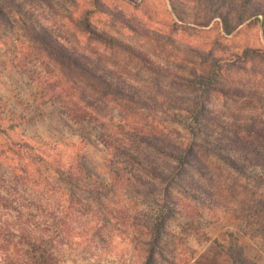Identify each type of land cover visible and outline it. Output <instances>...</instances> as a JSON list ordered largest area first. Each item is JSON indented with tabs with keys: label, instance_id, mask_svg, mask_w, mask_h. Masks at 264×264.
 Segmentation results:
<instances>
[{
	"label": "rangeland",
	"instance_id": "374dc122",
	"mask_svg": "<svg viewBox=\"0 0 264 264\" xmlns=\"http://www.w3.org/2000/svg\"><path fill=\"white\" fill-rule=\"evenodd\" d=\"M224 1L0 0L9 254L33 230L57 264H264V0Z\"/></svg>",
	"mask_w": 264,
	"mask_h": 264
},
{
	"label": "trees",
	"instance_id": "16d2710c",
	"mask_svg": "<svg viewBox=\"0 0 264 264\" xmlns=\"http://www.w3.org/2000/svg\"><path fill=\"white\" fill-rule=\"evenodd\" d=\"M217 2H219L221 6H223L225 3L224 0H217ZM249 2H250L249 0H242L241 1L242 10L237 15V20L239 22L244 21V14L243 13L245 12L246 5ZM254 17L257 21H260V22L262 20H259L258 17H262L264 20V8H259L258 10H255ZM226 18H227V20H229L228 17H226ZM110 43H112L113 45L127 51L131 55H136L135 54L136 52L132 48H130L129 46H121L120 44H118L116 42L113 43L112 41H110ZM61 51L66 52L67 50L61 49ZM57 53L59 55H61L62 57H64L65 59L68 58L64 54L62 55L59 52H57ZM252 53H253L252 51H249L247 49L243 52V55L246 57L247 55L252 54ZM137 57L142 58V56H140L139 54H137ZM70 59H72L77 64H83L84 63L82 60H78L76 57L70 58ZM215 67H218V66L215 65ZM206 81H207L206 78H203V76H197V78L195 80H193L196 87H198L199 91H201V92H202L201 88L209 87V84L205 83ZM190 146H191V144H190ZM190 146H188V148L184 154H187V156L191 160L197 161L198 157H197V155H195V153L193 152V149ZM78 162L79 163H78V166L76 167V169L71 167L65 172L64 175L66 177L65 178L66 182L70 186L71 190L76 189L78 191L84 192V191H86L87 185H91V182L89 179H93L94 176L89 175L86 172L84 165L80 161H78ZM197 162H199V161H197ZM199 163H200L202 169L205 168L204 164H201V162H199ZM52 168L54 169L55 172L61 173L60 167L56 168V166L55 167L53 166ZM27 178H26V180H27ZM31 179L33 180L32 181L33 185H35V186L41 185L40 179L34 178V177L33 178L31 177ZM163 216H164V214L159 215V219L163 218ZM157 228H159L158 223L154 224V226H153L154 232ZM15 232L21 234L22 230L21 229L18 230V226L11 225L6 220H4V218H2L0 216V257L3 258V261L9 262V264H57L56 263V257L52 254V252L43 250L44 246L42 245V240L36 236V234L34 233L33 230L27 232L28 236H25L24 238L21 237V239H20L22 242L21 245L27 246L29 248V250L31 251L30 253L29 252L23 253L24 261L19 260L21 258V256H18L19 254L18 255L9 254L11 249H13V248L15 249V247H16V245H12L13 240L15 239V236H16ZM151 257L152 256L149 255L148 259H150ZM238 263L248 264V262L246 261V259L244 257H240ZM146 264H149V262Z\"/></svg>",
	"mask_w": 264,
	"mask_h": 264
}]
</instances>
